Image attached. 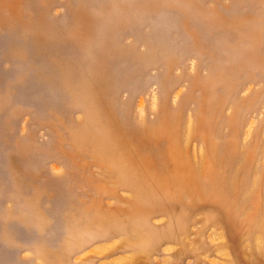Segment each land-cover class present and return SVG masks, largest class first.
I'll return each mask as SVG.
<instances>
[{
    "label": "rangeland",
    "instance_id": "374dc122",
    "mask_svg": "<svg viewBox=\"0 0 264 264\" xmlns=\"http://www.w3.org/2000/svg\"><path fill=\"white\" fill-rule=\"evenodd\" d=\"M119 159L197 180L178 241ZM0 264H264V0H0Z\"/></svg>",
    "mask_w": 264,
    "mask_h": 264
},
{
    "label": "bare ground",
    "instance_id": "6f19581e",
    "mask_svg": "<svg viewBox=\"0 0 264 264\" xmlns=\"http://www.w3.org/2000/svg\"><path fill=\"white\" fill-rule=\"evenodd\" d=\"M118 164L121 183L134 190L137 200L131 202L124 217L115 215L109 218L112 227L132 233L140 239L148 238L156 244L178 241L188 216L199 207L196 202L199 190L197 180L184 178L179 173L167 179L152 180L143 178L123 159H119ZM160 212L168 213L170 218L156 233L149 228L147 219Z\"/></svg>",
    "mask_w": 264,
    "mask_h": 264
}]
</instances>
